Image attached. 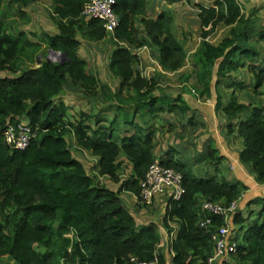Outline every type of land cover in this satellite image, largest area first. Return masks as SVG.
<instances>
[{
    "label": "trees",
    "instance_id": "1",
    "mask_svg": "<svg viewBox=\"0 0 264 264\" xmlns=\"http://www.w3.org/2000/svg\"><path fill=\"white\" fill-rule=\"evenodd\" d=\"M175 1V0H169ZM197 6L201 42L192 55L195 66L193 90L187 86L176 96L165 94L162 74L143 75L137 50L151 46L154 58L164 71L178 73L188 59L184 44L176 37L174 15L165 7L156 9L155 0H116L120 23L108 33L103 21L82 16L86 0H52L56 32L37 33L13 30L8 18L0 19V264H123L131 255L143 261L158 258L157 264H209L213 251L212 232L224 224L213 217V224L201 226L206 199L229 204L239 199L248 186L225 176L199 175L170 147L157 157L156 124L161 113L192 110L184 93L212 98L216 89V111H222L229 123L227 133L240 138L239 158L257 182L264 184V105L238 100L235 93L224 105L218 89L220 76L237 71L257 52L250 42L252 19L242 11L239 0H215L212 7L187 0ZM32 1L10 0L9 4ZM193 5V6H194ZM25 19V11L19 8ZM149 13V14H148ZM26 21V20H25ZM231 26L229 34L217 44L209 37L219 24ZM113 45L108 67L119 79L117 88L103 83L80 53L81 37ZM45 49V53L42 51ZM64 52L61 64L47 60L49 50ZM41 55V65L29 67ZM246 60V61H245ZM257 91L264 85V67L252 65ZM230 76V75H229ZM191 75H184L183 81ZM231 77V76H230ZM217 78V80H216ZM232 87L244 88L237 78ZM128 96L122 95L123 91ZM65 94H81L90 101L132 102L133 116L124 120L122 135L115 134L117 118L109 119L104 109L70 112ZM198 98V97H197ZM121 107V106H119ZM117 115V114H116ZM141 118V123L137 117ZM26 119L37 135L24 150L13 149L4 139L9 124ZM189 124L195 125L192 118ZM75 139V146L71 141ZM86 150L97 158V174L90 172L77 156ZM125 156L132 163L130 175L123 178ZM158 158L164 166L183 173L185 192L179 200L170 198L164 222L177 223L176 235L169 241L167 253L158 248L159 225L142 224L125 205L122 191L135 195L148 171ZM198 162H206L219 171L224 160L211 143ZM106 176L113 189L101 182ZM261 205L253 220L238 211L233 222L240 225L239 241L231 261L222 264H264V197L248 202ZM148 206V205H145ZM254 214V210H250ZM247 225V226H246ZM246 227V229H245ZM172 258H169L171 253ZM168 258L170 261H168Z\"/></svg>",
    "mask_w": 264,
    "mask_h": 264
},
{
    "label": "rangeland",
    "instance_id": "2",
    "mask_svg": "<svg viewBox=\"0 0 264 264\" xmlns=\"http://www.w3.org/2000/svg\"><path fill=\"white\" fill-rule=\"evenodd\" d=\"M32 1L29 5L25 6L23 5V2L17 3V4H9L10 0H0V19L4 18L3 14L8 13V18L10 19V22L13 23V30H26L29 33L35 32L37 33V37L31 36L33 39L40 38L43 33H55L57 29V25L55 24L54 17L52 16V0H26V2ZM194 1H201L205 4L212 3L213 0H194ZM155 4L158 6L159 10L167 7L169 8L173 15H174V31L176 34V37L184 44L185 49L188 53V59L186 60L184 67L178 72V73H170L163 70L159 62L154 58L153 51L156 49L153 47L145 46L143 48H140L137 50V53L140 55L142 67L149 68L151 72L150 75H157V73H163L162 74V80L161 85H165L166 87H163L164 93L169 94L171 96H176L177 92L180 91L183 87H180L181 85L184 87H188L189 85H193L192 83L195 82V66L192 62V55L195 52V50L198 48L200 42H201V29L197 22V15H196V9L194 4L189 3L187 0H175V1H169V0H155ZM25 11V16L27 19L20 15L19 8ZM149 14V13H148ZM26 20V21H25ZM227 34V28L220 27L216 33H214L209 39L214 42L218 43L225 35ZM82 40V46L80 48L81 55L87 59V61L90 63V69L95 73L100 80L103 83H106L107 85H110L112 88H117L119 85V79L112 75V73L109 70L108 63H109V56L110 52L113 47H111V43L108 41H100V42H93L85 39L84 37L80 36ZM45 53V49L42 50ZM49 54V53H48ZM51 58L53 59L54 56L51 55ZM44 58H41V61ZM246 61V60H245ZM250 62H254L253 56L250 57ZM41 63H34L30 64L27 63L25 66L29 67H38ZM184 75H191V79L187 81H183ZM236 74L230 77V79H224V84H222L221 91L224 94V98L228 99V101L231 99V96L233 94V87L230 88L231 90L228 92H225V85L226 83H230L234 79H236ZM247 76V75H246ZM242 77H245L244 74H242ZM241 77V78H242ZM229 78V77H228ZM238 78V79H241ZM245 88L247 86L245 85ZM242 91L241 88L238 89L236 92L237 95H239L242 99V97L247 95V93H240ZM228 94V95H227ZM122 95L128 96L127 91H123ZM65 99L67 103L70 104V112L72 111L75 113L76 109H86L89 110V107L85 106L87 101H90L86 98H84L81 94L76 95H68L65 94ZM203 97H201L202 99ZM192 102V99L189 98ZM250 102H255V104L264 105V96H258V98L255 100L253 97H250ZM254 100V101H253ZM91 106H93L94 112H98L102 109H104L105 114L107 117L111 120L113 118H117V121L115 123V134L122 135L123 131L125 130V124L123 123L124 120L130 119L133 116V105L132 102H124L122 100L120 105H114L117 103L116 101H112L113 106L110 105V102L108 103H102V101H90L89 102ZM121 106V107H119ZM117 114V115H116ZM168 116V113L165 114ZM178 120L181 122V124L177 125L174 122L173 115H171V122L173 124L166 125L163 122V119L158 115L156 117V125L161 130L157 134V140L159 142V147H169L173 146L177 151H179L178 155L183 154V147H178V142L180 141V138L187 137V141L191 142L192 147L190 145H187V148L189 150H192V152L187 153V157H182L183 160H185L189 165H191L193 168L197 167L196 165H193L195 163V158L198 154L197 147L194 145L195 138H198L199 136H195L193 133L194 130H192L193 126L190 127V132L188 131L189 127H186V129L181 128V126L186 125L189 123V118H192L195 123V127L197 130H202V126H207L208 120L201 111H196L194 109H190L184 113H176L175 115ZM141 122V118L139 116L137 117V120ZM153 123V119H152ZM165 124V125H164ZM163 129V131H162ZM186 141V142H187ZM211 141V139H210ZM176 142V143H174ZM183 140L179 142L181 145ZM211 143V142H210ZM214 144V143H213ZM180 148V149H179ZM77 156H79L83 161L85 162V165L87 169L90 171L93 168L94 160L91 158V156L87 154H81L76 153ZM125 165V164H124ZM130 167L127 169V171H131L132 165H129ZM194 170L196 171L197 168ZM202 169L201 166H198V171ZM127 171H123L125 173H128ZM92 172V171H90ZM202 174V171L199 173V175ZM105 185L107 183H104ZM111 182H108V185H110ZM133 194H125L123 193L122 199L125 203V205L129 208L130 211L138 214V220L140 222H148V221H155V222H161L162 223V214L164 211V203L155 202V204L151 206H142L143 208L140 209V211L135 209L136 201L135 196H131ZM137 203H139L137 199ZM164 224V223H163ZM166 247V246H165ZM166 252V251H165ZM168 261L169 258H168Z\"/></svg>",
    "mask_w": 264,
    "mask_h": 264
},
{
    "label": "crops",
    "instance_id": "3",
    "mask_svg": "<svg viewBox=\"0 0 264 264\" xmlns=\"http://www.w3.org/2000/svg\"><path fill=\"white\" fill-rule=\"evenodd\" d=\"M239 1L241 3V6H242V11L244 13H246L253 21V28H252L253 32L250 34V35H252L250 38V42L253 45L254 49L256 50L257 56H255L254 62H249L247 60L246 64L244 66L240 67L239 70H237V71H234V72L230 71L229 75L233 76L234 74H236L235 77L238 79V78L242 77V74H244L245 77H242L241 79H238V80L241 81L242 83H245V85L247 86V88H245V87L241 88L242 91H240V93H247V95L246 96L244 95L241 99V97L236 94L239 87H237V88L233 87V93H235L237 95L239 101L249 103L250 97H253L256 100L258 98V96H260V95L264 96V85L262 87H260L257 91L254 89L255 79H254L253 73L251 71L252 65L264 67V0H239ZM196 2L198 4H203V5L208 6V7H212L215 5V0H213L212 3H210L208 5L201 2V1H196ZM156 9L159 11L158 6H156ZM195 9H196V13H197V10H198L197 6H195ZM220 27L227 28V34L224 36V37H226L229 34L231 26H226V25L221 23L217 26L214 33H216ZM212 43H214V42H212ZM215 44H217V43H215ZM111 47H113V45ZM143 68L144 67H142V69ZM229 75L228 76H220V78H219L220 82L218 84L219 85L218 89L223 96L224 105L227 104L230 100L228 101V99L224 98V94L221 91V87H222V84H224L225 78L230 79ZM216 80H217V78H216ZM233 83H234L233 81H231L230 83H226L225 92L229 93V91L231 90L230 88H232ZM162 86L166 87L165 85H162ZM180 87L184 88V86H182V85ZM188 88H190L189 90H191V93L193 92L195 94V90H193L192 85H189ZM213 90H214L213 96H212V98H209V99H205V96H202L203 98L201 99L200 96H197L198 97L197 98L196 96H193L191 93H184V97L186 98L188 103L191 105L192 109H194L196 111H201L203 114H205V116L208 115V117H206V119L209 122H208L207 126H202V130H197L195 128L197 126H195L193 124H189V123H187L184 126L182 125L181 128L183 130V129H186V127H189L188 131L190 132V130H191L190 127L193 126L192 130H194L193 131V133H195L194 135L199 136L198 138H195L194 143H193L197 147L196 148L198 151L197 156L201 153H204L206 145L209 144L210 142L214 147L218 148L220 154L224 156V160L219 165V171H216L215 168H213L212 166H209L204 161L198 162L197 156H196V158H195L196 162L193 163V165L197 166L196 167L197 168V170H196L197 174H199L201 171H202L201 175L218 174L219 176H225L226 178H228L230 180H241L242 182H244L248 186L247 190H245V192L243 193V195L240 199V210L239 211H241L244 216L249 217L250 220H253V218L256 215V212L259 211L262 208V206L261 205H250L249 206L248 202L254 198H257V197H264V184L257 182L254 173L249 171L247 169V167L241 163L240 158H239V153L243 148L242 139L234 138V135H229L227 133V123H229V120H228V118L225 117V115L223 114L222 111H218V112L216 111L215 106H216V102H217V94L215 93L216 89L214 88V86H213ZM189 98L192 99V102L190 101ZM252 103H255V102H252ZM88 104L89 103L86 102L85 106L90 108V106ZM165 114H167V113H161L159 115L163 119V122L165 124L167 123L166 125H169V124L171 125L173 123H175L177 125L181 124V122L175 116L176 113H171V114L168 113V116H166ZM171 115H173V118H174L173 123L171 122V117H170ZM156 117L153 118L154 124H156V121H155ZM22 120L27 121L26 119H22ZM137 121L140 122L139 119ZM162 131H163V129H162ZM159 132H161V130L156 125V136ZM156 139H157V137H156ZM210 139H211V141H210ZM181 140H183V142L181 145H179L180 144L179 142H181ZM71 141L74 144V147H76L75 146V139L72 136H71ZM186 141H187V137L180 138V141L178 142V147L179 146H180V148L183 147L182 148L183 154L179 155V157L181 159H183L182 157H184V156L187 157V153L192 152V150H189L186 146V144H187V145H190V147H192L191 142L190 141L186 142ZM174 143H176V142H174ZM159 145L160 144L158 142L157 147H156L157 157H160L163 153H165L172 146L171 145L167 148L166 147L160 148ZM78 152L83 154V155L87 154V155L91 156V158H93V160H94L93 168L90 171H92L93 174H97V166H96L97 161H98L97 158L95 156L91 155L90 152H88L86 150H79ZM120 160H122L125 164V165H123V167L121 169V173L123 175V178H125L128 175H130V173H131V171H127V169L130 167L129 165H132V163L125 156H121ZM198 166L202 167V169L200 171H198ZM123 171H127L128 173H125ZM100 180L102 183H107L106 186H108L110 188L118 189L120 187L119 183L113 182L111 179H109L106 176L100 177ZM108 182H111V184L108 185ZM123 193L128 194V195L133 194L132 192H129V191H122L121 195ZM131 196H135V198H137V195H135V194H133ZM168 200H169L168 196H161V197H157L153 203V205H154L155 202H160V203H164V205H165L164 211L162 214V223L159 221L158 222L154 221L155 223H157L159 225L160 241L158 243V248L162 249L163 252L166 251L165 253H167L169 241L175 237L176 231H177V223L175 220L168 222V224L170 225L172 230H169V228L166 226V224L164 222L165 208L167 206ZM135 201H136V204H135L136 208L135 209H137V207H138V210L140 211V209L143 208L142 206H145V205L141 204V203H137V199H135ZM125 203H126V201H125ZM251 209L254 210L253 215L250 214ZM135 214L138 217V214L137 213H135ZM232 220H233V218H232ZM148 222H151V221H148ZM148 222H142V224H145ZM236 228H237L236 236H238V234L240 232V230H239L240 225L237 224ZM245 229H246V227H245ZM172 256L173 255L170 254L169 258H172Z\"/></svg>",
    "mask_w": 264,
    "mask_h": 264
},
{
    "label": "built area",
    "instance_id": "4",
    "mask_svg": "<svg viewBox=\"0 0 264 264\" xmlns=\"http://www.w3.org/2000/svg\"><path fill=\"white\" fill-rule=\"evenodd\" d=\"M116 0H86L82 16L96 18L103 21V26L108 33L115 31L120 23L118 14L115 11ZM145 47V46H144ZM149 68H143V75L151 77ZM4 139L13 149H26L37 131L28 121H20L17 124H9L4 130ZM183 173L174 167H167L161 164L156 158L148 168V171L140 181L137 199L139 203L151 206L157 197L168 196L169 199L179 200L184 192ZM243 195V194H242ZM242 197V196H241ZM229 204L206 199L202 202V210L205 213L201 220V226L210 227L213 224V217L223 219L224 224L212 232L213 251L208 258L209 264H222L231 261L232 253L236 252L239 241L236 239L237 228L232 218L240 210V199ZM171 255H174L172 252ZM158 258L152 261L140 260L137 256L131 255L123 264H157Z\"/></svg>",
    "mask_w": 264,
    "mask_h": 264
},
{
    "label": "water",
    "instance_id": "5",
    "mask_svg": "<svg viewBox=\"0 0 264 264\" xmlns=\"http://www.w3.org/2000/svg\"><path fill=\"white\" fill-rule=\"evenodd\" d=\"M51 55L54 56V58H51ZM67 59V56L64 52L60 51V50H49V54L47 56V60L48 61H52V62H58V63H63L65 60ZM38 63H41V55H39V57L37 58Z\"/></svg>",
    "mask_w": 264,
    "mask_h": 264
}]
</instances>
